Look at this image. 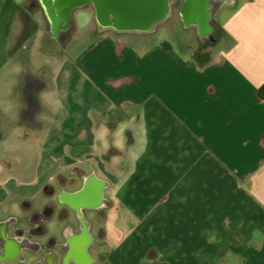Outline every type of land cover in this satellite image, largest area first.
Wrapping results in <instances>:
<instances>
[{"label": "crops", "instance_id": "1", "mask_svg": "<svg viewBox=\"0 0 264 264\" xmlns=\"http://www.w3.org/2000/svg\"><path fill=\"white\" fill-rule=\"evenodd\" d=\"M43 1L38 54V0H0V264H264V0H214L189 55L155 38L169 13L108 30Z\"/></svg>", "mask_w": 264, "mask_h": 264}, {"label": "rangeland", "instance_id": "2", "mask_svg": "<svg viewBox=\"0 0 264 264\" xmlns=\"http://www.w3.org/2000/svg\"><path fill=\"white\" fill-rule=\"evenodd\" d=\"M37 2V0H36ZM38 7L36 13L37 15L35 16L36 23H37V31L39 34V42H38V47L35 51L36 53L39 54L40 51L46 50V46L44 44V41H50V38H52V34L56 39H60L62 34L56 30H53L54 32H50L49 30L52 29L51 27V16H50V11L47 10V8L44 6V1L43 0H38ZM49 4V8L53 9V12H55L54 17L58 18V15L56 13V9L59 8V3L60 0H47L46 4ZM219 5V2L217 1H211L210 6L212 7L209 9L210 13H212L216 7ZM46 10H45V8ZM48 6V5H47ZM168 7L170 8L169 14L167 17L156 24L152 29H157L155 38L157 40H166L170 44H172L175 48V50L178 53H182L185 55L189 54H194L199 51H212L214 46L212 45V42L216 39V34L212 32L211 28H208V31L206 30L205 32L201 33L195 25L192 23L186 24L185 21L183 20L181 14L179 13V3L176 5L171 4L169 2ZM44 8V9H43ZM102 13L99 12L98 7L94 4L93 1L88 2L85 5L75 7V10L73 11V20L74 22L77 23L78 26H82L83 24H89L93 23L94 25H98L103 23V28L104 29H117L118 27L114 26L112 23H105L101 21L100 16ZM51 20V21H50ZM206 24L211 25L212 20H207L206 18ZM17 29V27H16ZM64 30H66V27L63 26ZM88 27H85L83 30L84 32L83 35L77 34V42L73 46H75L77 49L79 46H81V43L85 39H89L90 36V31H88ZM120 31L121 28H118ZM70 30V29H69ZM72 36H74V32L72 33ZM15 36H13V40L11 42V54L12 56H16V45H17V30H15ZM72 49V48H71ZM208 49V50H207ZM76 50V49H75ZM120 233H124L126 229V225L123 224L118 226Z\"/></svg>", "mask_w": 264, "mask_h": 264}, {"label": "water", "instance_id": "3", "mask_svg": "<svg viewBox=\"0 0 264 264\" xmlns=\"http://www.w3.org/2000/svg\"><path fill=\"white\" fill-rule=\"evenodd\" d=\"M90 1L94 2L100 13H111L115 21L131 29L151 28L166 17L169 8L168 0H60L59 7L62 11L72 10ZM188 2L193 11V19L204 27L199 19L207 0H188ZM205 14L207 17V12Z\"/></svg>", "mask_w": 264, "mask_h": 264}, {"label": "flooded vegetation", "instance_id": "4", "mask_svg": "<svg viewBox=\"0 0 264 264\" xmlns=\"http://www.w3.org/2000/svg\"><path fill=\"white\" fill-rule=\"evenodd\" d=\"M211 1H213V0H207V2L204 4L203 12H202L203 14H202V16H200L201 19H199V22L202 23L204 25V27H206V17H205L206 14L205 13L211 8V6H210ZM169 2L171 4H174V5L179 3L178 11L180 14H182V18L186 24L187 23L190 24L191 20H194L193 19V11L191 10V8L188 5V3H189L188 0H169L168 4H169ZM169 10H170V8H168V13H169Z\"/></svg>", "mask_w": 264, "mask_h": 264}, {"label": "bare ground", "instance_id": "5", "mask_svg": "<svg viewBox=\"0 0 264 264\" xmlns=\"http://www.w3.org/2000/svg\"><path fill=\"white\" fill-rule=\"evenodd\" d=\"M169 1V0H168ZM168 13H166V15H167ZM100 18L102 19V20H109V21H112V23H113V25L114 26H116V27H118V28H126V29H130L129 27H126V26H123V25H121V24H119L117 21H115V19H114V16L111 14V13H102V15L100 16ZM202 29H203V31H201L202 33L203 32H205V27L203 28L202 27Z\"/></svg>", "mask_w": 264, "mask_h": 264}, {"label": "trees", "instance_id": "6", "mask_svg": "<svg viewBox=\"0 0 264 264\" xmlns=\"http://www.w3.org/2000/svg\"><path fill=\"white\" fill-rule=\"evenodd\" d=\"M262 91H263V93H264V87L262 88ZM264 95V94H263Z\"/></svg>", "mask_w": 264, "mask_h": 264}]
</instances>
